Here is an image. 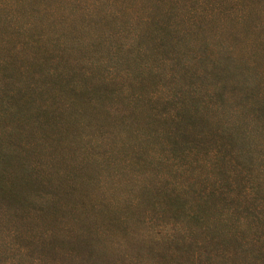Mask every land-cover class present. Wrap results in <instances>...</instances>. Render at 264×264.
<instances>
[{
  "label": "rangeland",
  "instance_id": "rangeland-1",
  "mask_svg": "<svg viewBox=\"0 0 264 264\" xmlns=\"http://www.w3.org/2000/svg\"><path fill=\"white\" fill-rule=\"evenodd\" d=\"M244 176L264 179V0H0V264L161 260L179 211L233 221Z\"/></svg>",
  "mask_w": 264,
  "mask_h": 264
},
{
  "label": "trees",
  "instance_id": "trees-1",
  "mask_svg": "<svg viewBox=\"0 0 264 264\" xmlns=\"http://www.w3.org/2000/svg\"><path fill=\"white\" fill-rule=\"evenodd\" d=\"M231 183L242 191L237 196L238 209L233 221L231 212L225 211L223 226L213 228L201 223L202 216L197 211H179L180 225L173 229L177 240L164 246L165 253L159 256L161 260L145 263L143 250L151 251L154 247L142 243L129 246H133L132 249L106 243L49 244L46 251L53 263L62 264H149L155 261V264H264V179L244 176ZM41 247L40 253L44 256L46 251Z\"/></svg>",
  "mask_w": 264,
  "mask_h": 264
}]
</instances>
